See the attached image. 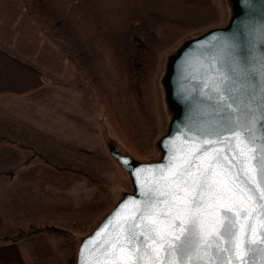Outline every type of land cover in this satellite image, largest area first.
<instances>
[{"label":"crops","instance_id":"crops-1","mask_svg":"<svg viewBox=\"0 0 264 264\" xmlns=\"http://www.w3.org/2000/svg\"><path fill=\"white\" fill-rule=\"evenodd\" d=\"M0 50L44 76L27 93H0V264H70L110 202V177L81 155L103 140L97 117L84 123L72 63L24 0H0Z\"/></svg>","mask_w":264,"mask_h":264},{"label":"water","instance_id":"water-1","mask_svg":"<svg viewBox=\"0 0 264 264\" xmlns=\"http://www.w3.org/2000/svg\"><path fill=\"white\" fill-rule=\"evenodd\" d=\"M223 1L227 12L222 25L209 27L182 40L163 57L158 86L165 121L163 133L154 142L155 159L141 160L123 149L109 135L103 123V111L96 118L108 154L124 174L126 183L113 189L115 199L111 207L86 233L78 236L73 264H124V256L131 258V254L126 244L123 252L117 245L126 235L125 222L136 220L138 227L135 231L140 234V210L144 202L150 198L153 202L159 201L155 210L168 215L172 194L180 188V195H184L185 184L195 188V181L209 165L215 173L217 185L231 190L230 200L215 201V217L218 219L221 211L232 209L230 214L236 219L239 237L247 234L253 247L259 244L264 235V192L261 190L264 171L259 163L253 162L251 147L241 155L237 137L219 127L212 129V135H207V116L202 104L206 97L202 93L208 91L205 84L213 79L216 61L227 60L222 52L224 42L236 34L246 46L249 32L264 21V0ZM236 79L247 103V98L254 94L253 89L242 75ZM258 83L257 76V96ZM255 103L258 104V99ZM243 111L248 114L241 117V122H246L256 113L255 104ZM201 133H204L203 139ZM239 139L243 140V135ZM255 159L259 161L262 157L257 153ZM225 244V241H219L221 249ZM259 246L264 248V245ZM147 247L151 249L152 245ZM212 247L215 250L216 244L213 243ZM132 250H137L135 243ZM140 251L143 253V249ZM164 255L160 253L161 257ZM227 256L224 253V258ZM233 256L236 264L241 261L260 264L261 261L259 251L255 254L246 252L243 245L239 248L233 246ZM141 264H148V258L142 255Z\"/></svg>","mask_w":264,"mask_h":264},{"label":"rangeland","instance_id":"rangeland-1","mask_svg":"<svg viewBox=\"0 0 264 264\" xmlns=\"http://www.w3.org/2000/svg\"><path fill=\"white\" fill-rule=\"evenodd\" d=\"M24 2L48 38L72 63L74 77L66 82L74 101L77 99L83 109L84 123L93 125L103 111L109 135L123 149L141 160L155 159L154 142L163 133L165 121L158 86L163 57L182 40L222 25L227 12L224 1ZM88 148L81 155L93 160L104 178L110 177L106 190L109 209L115 199L113 189L125 186L126 179L99 133L96 145ZM107 185L105 182V189Z\"/></svg>","mask_w":264,"mask_h":264},{"label":"snow or ice","instance_id":"snow-or-ice-1","mask_svg":"<svg viewBox=\"0 0 264 264\" xmlns=\"http://www.w3.org/2000/svg\"><path fill=\"white\" fill-rule=\"evenodd\" d=\"M222 52L227 60L221 58L216 61L213 79L205 84L208 91L202 93L206 97L202 104L207 116V135H212V129L219 127L237 137L241 155L251 147L254 150L253 162L259 163L264 171V21L249 32L246 46L238 35L233 34L231 40L224 42ZM241 75L254 93L247 98V103L236 79ZM257 76L258 96L255 94ZM257 99L258 104L255 103ZM254 104L256 113L250 120L241 122V117L248 114L243 109H251ZM203 135L201 133V139ZM241 135L243 140L239 139ZM257 153L262 157L259 161L255 159ZM195 184V188L185 184L184 195H180L181 189L177 188L172 194L168 215L155 210L159 201L153 202L151 198L145 201L140 210V234L135 231L138 227L136 220L125 222L126 235L117 245L123 252L126 244L131 254V258L124 256V264H141L142 255L148 258V264H158V261L160 264H236L233 246L239 248L241 245L246 252L255 254L259 251L260 264H264V248L259 246L264 245V235L253 247L247 234L239 237L236 219L230 214L232 209L221 211L218 219L215 217V201L230 200L231 190L217 185L211 165L200 174ZM261 190L264 192V185ZM249 191L254 192L252 189ZM145 220L149 223H144ZM220 240L226 242L223 249L220 248ZM134 243L136 251L132 250ZM213 243L216 244L215 250ZM148 244L152 245L151 249ZM161 252L165 253L163 257ZM224 253L228 254L227 258H224ZM241 264L245 262L241 261Z\"/></svg>","mask_w":264,"mask_h":264},{"label":"trees","instance_id":"trees-1","mask_svg":"<svg viewBox=\"0 0 264 264\" xmlns=\"http://www.w3.org/2000/svg\"><path fill=\"white\" fill-rule=\"evenodd\" d=\"M43 83L37 68L0 50V93H27Z\"/></svg>","mask_w":264,"mask_h":264}]
</instances>
